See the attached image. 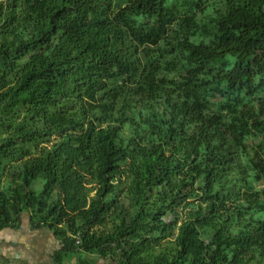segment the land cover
Masks as SVG:
<instances>
[{"label":"trees","instance_id":"obj_1","mask_svg":"<svg viewBox=\"0 0 264 264\" xmlns=\"http://www.w3.org/2000/svg\"><path fill=\"white\" fill-rule=\"evenodd\" d=\"M26 215L56 261L264 264V0H0V229Z\"/></svg>","mask_w":264,"mask_h":264},{"label":"crops","instance_id":"obj_2","mask_svg":"<svg viewBox=\"0 0 264 264\" xmlns=\"http://www.w3.org/2000/svg\"><path fill=\"white\" fill-rule=\"evenodd\" d=\"M61 247L55 234L46 227H35L29 215L20 227L0 229V264H79V259L84 257L80 254L56 261ZM85 259L98 264H117L96 256L87 255Z\"/></svg>","mask_w":264,"mask_h":264},{"label":"rangeland","instance_id":"obj_3","mask_svg":"<svg viewBox=\"0 0 264 264\" xmlns=\"http://www.w3.org/2000/svg\"><path fill=\"white\" fill-rule=\"evenodd\" d=\"M220 31H221V35L222 36H226L230 33L231 31V27L229 25H222L219 27ZM36 188L40 189L42 187V183L41 182H37L36 184Z\"/></svg>","mask_w":264,"mask_h":264}]
</instances>
